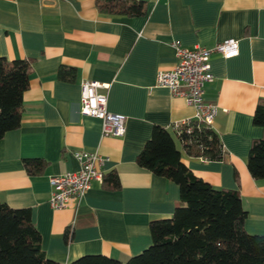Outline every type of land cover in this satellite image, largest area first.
<instances>
[{
    "label": "crops",
    "instance_id": "0c3cea01",
    "mask_svg": "<svg viewBox=\"0 0 264 264\" xmlns=\"http://www.w3.org/2000/svg\"><path fill=\"white\" fill-rule=\"evenodd\" d=\"M137 1L145 5L143 16L102 14L96 0H0V57L25 59L31 67L20 125L0 140V196L12 208L30 210L42 250L60 264L96 254L126 261L150 245L149 223L172 215L178 187L139 167L136 157L153 127L196 120L183 98L155 84L158 72L176 64L174 43L211 49L237 41L235 57L211 56L213 80L203 92L218 110L211 128L225 160L193 158L175 144L196 177L238 193L245 231L264 236V180H254L246 166L252 142L264 135L253 124L264 100V0ZM61 67L73 77L60 80ZM84 81L107 86L100 92L109 112L126 117L124 136L104 137L98 119L80 114ZM75 151L106 158L103 175L115 172L120 188L92 182L79 201L53 210L48 180L78 170ZM27 159L46 167L30 176Z\"/></svg>",
    "mask_w": 264,
    "mask_h": 264
},
{
    "label": "trees",
    "instance_id": "16d2710c",
    "mask_svg": "<svg viewBox=\"0 0 264 264\" xmlns=\"http://www.w3.org/2000/svg\"><path fill=\"white\" fill-rule=\"evenodd\" d=\"M96 8L108 16L138 17L145 5L137 0H96ZM30 61L0 57V140L16 130L22 116V95L29 86ZM74 71L59 68L58 78L69 80ZM253 124L264 129V100L254 111ZM210 162H223L226 152L211 126L193 120L179 129L159 126L136 157L139 167L173 182L179 201L169 218L149 223L150 245L139 254L119 261L104 255H83L68 264H264V236L244 229L247 212L236 191L215 189L196 177L182 162L181 152ZM254 180H264V135L252 142L246 160ZM23 167L30 176L43 172L46 163L27 159ZM103 186L118 190L115 172L103 175ZM69 239V232L65 233ZM0 264H60L46 257L41 236L30 210L12 208L0 196Z\"/></svg>",
    "mask_w": 264,
    "mask_h": 264
},
{
    "label": "built area",
    "instance_id": "2783aa9c",
    "mask_svg": "<svg viewBox=\"0 0 264 264\" xmlns=\"http://www.w3.org/2000/svg\"><path fill=\"white\" fill-rule=\"evenodd\" d=\"M176 52V64L169 71H160L155 78L157 86L168 89L175 97H181L186 104L196 111V120L208 126L217 114L214 104L204 101L203 92L206 84L212 82L210 58L218 54L226 59L238 54L237 41L226 39L208 49L201 46L184 48L173 44ZM107 86L95 81H84L80 85L79 112L82 116L96 118L101 122V135L104 137H122L125 134L126 117L107 110V98L101 89ZM184 123H176L179 129ZM73 158L78 163V170L60 176L50 177L51 188L48 204L53 210L70 206L90 189L92 182H102L103 166L107 159L94 153L75 151Z\"/></svg>",
    "mask_w": 264,
    "mask_h": 264
}]
</instances>
